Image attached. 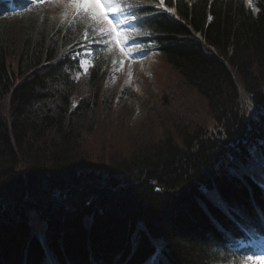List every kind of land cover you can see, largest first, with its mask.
Listing matches in <instances>:
<instances>
[{"label": "trees", "instance_id": "obj_1", "mask_svg": "<svg viewBox=\"0 0 264 264\" xmlns=\"http://www.w3.org/2000/svg\"><path fill=\"white\" fill-rule=\"evenodd\" d=\"M165 1L176 15L127 3L178 75L158 80L166 129L100 153L84 144L94 100L72 95L85 49L101 84L108 41L52 0L0 10V264H229L264 236V0Z\"/></svg>", "mask_w": 264, "mask_h": 264}, {"label": "rangeland", "instance_id": "obj_2", "mask_svg": "<svg viewBox=\"0 0 264 264\" xmlns=\"http://www.w3.org/2000/svg\"><path fill=\"white\" fill-rule=\"evenodd\" d=\"M52 5L53 10L65 7L55 2ZM125 29L130 37L133 34L132 27L125 24ZM109 41L111 59L101 84L91 85L85 79V74L92 66L93 56L90 51H84L83 57H80L81 65L84 61L87 63L84 67L81 66L82 72L75 78L77 84L73 88L72 95L73 105L84 99L91 103L94 100L91 106L92 114L87 122L88 132L85 133L84 144L96 145L91 149H95L97 153L101 152L99 145L105 137L114 139L115 142L121 143V146H128V141L133 144L143 137L147 140L153 139L156 134L164 131L168 121L165 118L171 115V108L160 105L158 113L153 108L157 102V92L160 87L158 80L161 79L162 82L170 85L178 80L176 71L162 62L156 52L144 49L142 53H137L132 50L134 43L130 44L129 39L121 46L111 43L110 38ZM120 47L125 48L127 55L120 51ZM95 94L93 99L91 95ZM119 94L123 96L118 97ZM101 98H107L111 102L110 107L108 102L105 103L106 106H103ZM162 119L165 120V124ZM95 168L98 169L97 166ZM33 225L36 231L41 233L42 225L37 221H34ZM262 245L260 249L256 248V251L264 249V244Z\"/></svg>", "mask_w": 264, "mask_h": 264}, {"label": "snow or ice", "instance_id": "obj_3", "mask_svg": "<svg viewBox=\"0 0 264 264\" xmlns=\"http://www.w3.org/2000/svg\"><path fill=\"white\" fill-rule=\"evenodd\" d=\"M2 2L3 0H0V3ZM30 2L39 4L43 0H30ZM54 2L65 6L62 15L65 20L71 22V26L87 23L93 34L99 29L100 35L96 37L99 42L106 43L110 38L111 43L121 46L129 39L128 31L125 29L128 17L124 15L123 0H54ZM83 36L87 40L89 31H84ZM136 47L140 50L139 45ZM120 51L127 55L124 47H120ZM86 63L87 61H84L81 66L84 67ZM229 264H264V249L244 252L229 261Z\"/></svg>", "mask_w": 264, "mask_h": 264}, {"label": "water", "instance_id": "obj_4", "mask_svg": "<svg viewBox=\"0 0 264 264\" xmlns=\"http://www.w3.org/2000/svg\"><path fill=\"white\" fill-rule=\"evenodd\" d=\"M161 188H162L161 186L157 185V186L155 187V190L158 191V190H161Z\"/></svg>", "mask_w": 264, "mask_h": 264}]
</instances>
